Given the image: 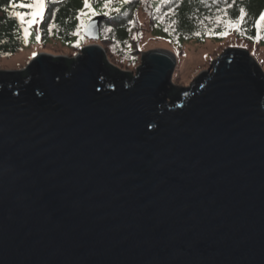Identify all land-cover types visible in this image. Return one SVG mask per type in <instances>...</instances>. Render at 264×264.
I'll use <instances>...</instances> for the list:
<instances>
[{
	"label": "water",
	"instance_id": "1",
	"mask_svg": "<svg viewBox=\"0 0 264 264\" xmlns=\"http://www.w3.org/2000/svg\"><path fill=\"white\" fill-rule=\"evenodd\" d=\"M82 52L0 71V264H264L249 52L228 48L169 102L174 53H144L130 80L101 45Z\"/></svg>",
	"mask_w": 264,
	"mask_h": 264
},
{
	"label": "trees",
	"instance_id": "2",
	"mask_svg": "<svg viewBox=\"0 0 264 264\" xmlns=\"http://www.w3.org/2000/svg\"><path fill=\"white\" fill-rule=\"evenodd\" d=\"M36 2L0 0V56L14 55L30 44L61 42L80 48L88 39L86 25L100 18L98 41L135 60L133 41L141 29V10L148 13L152 34L179 49L190 42L221 43L229 36L264 46V21L259 20L264 15V0H88V7L84 0H40L42 17L32 15L37 9L20 7ZM75 60L67 59L66 64L71 66ZM112 65L115 75L132 80L138 74L139 68L134 75ZM176 89L184 88L171 86L167 102Z\"/></svg>",
	"mask_w": 264,
	"mask_h": 264
},
{
	"label": "rangeland",
	"instance_id": "3",
	"mask_svg": "<svg viewBox=\"0 0 264 264\" xmlns=\"http://www.w3.org/2000/svg\"><path fill=\"white\" fill-rule=\"evenodd\" d=\"M141 29L135 34L133 41L136 56L126 57L119 53L113 45L104 46L100 41L87 39L80 48L67 47L61 42L51 44H30L23 46L18 53L8 56H0V71L24 70L35 56L47 54L51 56H62L66 59L76 58L82 54V50L89 44L97 43L103 47L105 54L111 64L116 65L123 71L135 72L142 63L143 54L151 50H167L176 56V68L173 74V85L179 88L190 87L195 79L207 71L212 73L213 64L221 57L228 48L236 47L246 49L255 59L256 63L264 71V46L249 44L242 39L229 36L221 43L207 41L205 43L190 42L181 49L174 47L164 39L152 34L148 13L141 10L138 14ZM101 23L100 18H96ZM127 53V52H126ZM135 61L134 64L131 62Z\"/></svg>",
	"mask_w": 264,
	"mask_h": 264
},
{
	"label": "snow or ice",
	"instance_id": "4",
	"mask_svg": "<svg viewBox=\"0 0 264 264\" xmlns=\"http://www.w3.org/2000/svg\"><path fill=\"white\" fill-rule=\"evenodd\" d=\"M84 2H85V7H88V6H89V5H88V0H84ZM106 6H107V5H106ZM20 7H21V8L28 7V8H34V9H37V11H34V12L32 13V15H33L34 17H37V16L42 17V12L39 11V9H41V8L43 7V4L40 2V0H37V2H36L35 4H30V5L21 4ZM19 19H20L21 21H23V20L25 19V17H24L23 15H20V16H19ZM259 20H260V21H264V15H261V16L259 17ZM257 26H259V23L257 24ZM25 32H26V34H27V30H25Z\"/></svg>",
	"mask_w": 264,
	"mask_h": 264
},
{
	"label": "clouds",
	"instance_id": "5",
	"mask_svg": "<svg viewBox=\"0 0 264 264\" xmlns=\"http://www.w3.org/2000/svg\"><path fill=\"white\" fill-rule=\"evenodd\" d=\"M175 55V54H174ZM251 56V55H250ZM176 57V56H175ZM252 57V56H251ZM253 58V57H252ZM254 59V58H253ZM255 60V59H254ZM256 62V61H255ZM259 66V65H258ZM260 67V66H259ZM262 72H264V71H262ZM198 78V77H197Z\"/></svg>",
	"mask_w": 264,
	"mask_h": 264
}]
</instances>
